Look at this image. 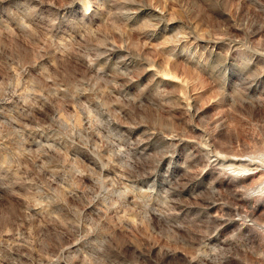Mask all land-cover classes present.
I'll use <instances>...</instances> for the list:
<instances>
[{"label":"rangeland","instance_id":"rangeland-1","mask_svg":"<svg viewBox=\"0 0 264 264\" xmlns=\"http://www.w3.org/2000/svg\"><path fill=\"white\" fill-rule=\"evenodd\" d=\"M0 264H264V0H0Z\"/></svg>","mask_w":264,"mask_h":264}]
</instances>
